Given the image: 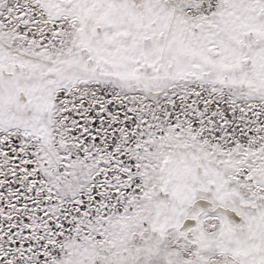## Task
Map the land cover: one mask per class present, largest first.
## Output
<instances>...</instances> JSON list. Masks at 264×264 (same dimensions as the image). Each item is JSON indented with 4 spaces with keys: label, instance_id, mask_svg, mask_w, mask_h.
<instances>
[{
    "label": "snow or ice",
    "instance_id": "1",
    "mask_svg": "<svg viewBox=\"0 0 264 264\" xmlns=\"http://www.w3.org/2000/svg\"><path fill=\"white\" fill-rule=\"evenodd\" d=\"M0 264H264V0H0Z\"/></svg>",
    "mask_w": 264,
    "mask_h": 264
}]
</instances>
